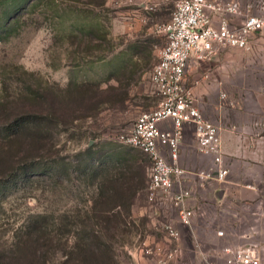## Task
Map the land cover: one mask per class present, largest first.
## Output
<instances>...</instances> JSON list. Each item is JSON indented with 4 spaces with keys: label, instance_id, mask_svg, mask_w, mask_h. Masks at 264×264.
I'll return each instance as SVG.
<instances>
[{
    "label": "rangeland",
    "instance_id": "374dc122",
    "mask_svg": "<svg viewBox=\"0 0 264 264\" xmlns=\"http://www.w3.org/2000/svg\"><path fill=\"white\" fill-rule=\"evenodd\" d=\"M177 1L0 0V258L7 264H155L169 252L164 225L180 230L177 210L150 204L151 163L122 136L158 106L150 76L165 46L160 27ZM49 98L65 119H45ZM26 105L38 119L21 132L15 124ZM28 225L38 239L31 248L21 242ZM221 230L216 238L199 229L206 251L241 245ZM197 255L188 247L169 264H206Z\"/></svg>",
    "mask_w": 264,
    "mask_h": 264
},
{
    "label": "built area",
    "instance_id": "2783aa9c",
    "mask_svg": "<svg viewBox=\"0 0 264 264\" xmlns=\"http://www.w3.org/2000/svg\"><path fill=\"white\" fill-rule=\"evenodd\" d=\"M165 38L159 59L151 72V83L159 98L158 106L141 114L122 142L141 151L149 159L147 199L153 206L170 205L177 210L179 223L192 229L195 211L188 208L192 190L187 186L188 172L179 165L180 148L186 125L195 127L200 153L213 157V164L196 174L201 183L223 181L228 174L220 127L208 120L193 93L188 76L220 50L230 48L249 53L254 36L264 34V0L246 4L227 0H178L168 22L160 27ZM210 79V74L204 75ZM225 98V94H222ZM165 229L172 247L155 264H169L178 253L180 231L171 223ZM218 237L225 232L217 231ZM198 253L206 264H261L260 248L255 243L238 246L226 243L219 251L205 252L193 236ZM211 253V254H210ZM146 264H153L151 262Z\"/></svg>",
    "mask_w": 264,
    "mask_h": 264
},
{
    "label": "crops",
    "instance_id": "0c3cea01",
    "mask_svg": "<svg viewBox=\"0 0 264 264\" xmlns=\"http://www.w3.org/2000/svg\"><path fill=\"white\" fill-rule=\"evenodd\" d=\"M194 70L188 81L198 80L193 86L196 103L221 129L228 174L223 181L197 179L198 172L213 164V157L199 152L195 127L186 125L179 165L188 172L187 186L192 190L188 208L196 213L192 229L178 224L181 238L172 260L188 247L197 251L194 235L204 245L200 228L211 229L216 238L225 228L239 244H257L264 264V34L254 36L251 52L222 49ZM207 73L210 79L204 78ZM197 257L204 261L199 253Z\"/></svg>",
    "mask_w": 264,
    "mask_h": 264
},
{
    "label": "trees",
    "instance_id": "16d2710c",
    "mask_svg": "<svg viewBox=\"0 0 264 264\" xmlns=\"http://www.w3.org/2000/svg\"><path fill=\"white\" fill-rule=\"evenodd\" d=\"M43 107H44L43 110L48 113L47 116H44L45 119H48V120L56 119L57 116L59 117V115H61L60 118L62 117V120L65 119L64 117H67V113L65 112L66 110H62V108H59L58 106H56V104L53 101V99H50V98L46 99V101L43 104ZM31 109H32V107H30L29 105L28 106L26 105V107L24 108V112L25 113L21 115V119H19L18 122L15 124V125H17V128L19 129L18 131L22 132V130L24 128L30 127L31 123L37 121L38 117L35 114L32 113V112H35V111L31 110ZM130 180H132V182H133L132 183L133 187L137 188L136 184H138V182L135 184V181H134L135 179L134 178H132V179L130 178ZM1 185H2V183L0 182V186ZM146 187H147V184H146ZM146 187H145V189H146ZM119 207H121V205H119ZM41 217H42L41 214L33 215V218L36 219V220H37V218H41ZM33 227H34V225L26 226L27 233L23 235L22 241H21L22 243H25L26 247H30V248H31V245H33L35 242L38 243V239H36V237H35L36 231L32 230ZM34 229H36V227H34ZM107 229L109 230V227ZM46 239L49 242L54 240V237H53L51 231H49V232L47 231ZM64 244H65V247H68V241L65 242ZM108 248H110V246H108ZM63 251L64 252H62L63 253L62 257H66V260H65L64 263H67L69 261L70 257L67 256V253L65 252V250H63ZM36 255H37V253L33 251V256L36 257ZM28 258H30L29 260L34 259V257H28ZM47 262H48V260H47ZM0 264H7V262L4 259L2 260L0 258Z\"/></svg>",
    "mask_w": 264,
    "mask_h": 264
}]
</instances>
